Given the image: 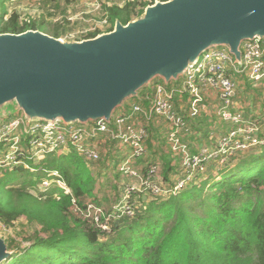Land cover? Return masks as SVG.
Returning <instances> with one entry per match:
<instances>
[{
	"label": "trees",
	"instance_id": "obj_1",
	"mask_svg": "<svg viewBox=\"0 0 264 264\" xmlns=\"http://www.w3.org/2000/svg\"><path fill=\"white\" fill-rule=\"evenodd\" d=\"M9 1L0 0V34L39 30L34 22H21L16 13L9 14L4 8ZM151 4L143 7L146 9ZM137 5L130 1L111 7L109 32L117 21L126 25L142 15L145 9L135 12ZM52 36L60 38L59 33ZM181 81L182 77L171 81L169 87ZM160 82L165 83L160 78L154 79L122 108L128 110L135 100L147 103L145 98L153 95L152 86ZM250 83L247 84L249 95L253 93L249 90ZM261 121L264 123V114ZM159 122V118H154L146 125L151 134ZM263 132L264 128L262 136ZM150 143L147 140L149 150ZM223 158V164L220 159L201 175L200 183L177 195L167 194L143 206L137 205L132 217L117 215L111 221L110 232H102L89 220L71 213L73 198L81 207H85L87 197L96 205L103 201L94 193L96 164L88 163L76 151L52 157L42 167V170L58 171L72 195L53 186L38 198L30 194V189H35L43 177L12 187L8 177L0 176V224L12 228L25 216L31 225L43 226L42 231L21 234L27 242L25 246L14 237H3L12 252L4 264H264V146L236 151ZM161 161L166 181L171 174L181 172L179 167L172 166L171 158L163 156ZM113 189L118 193L116 187Z\"/></svg>",
	"mask_w": 264,
	"mask_h": 264
},
{
	"label": "built area",
	"instance_id": "obj_2",
	"mask_svg": "<svg viewBox=\"0 0 264 264\" xmlns=\"http://www.w3.org/2000/svg\"><path fill=\"white\" fill-rule=\"evenodd\" d=\"M92 12L102 17L91 14L92 19L83 20L91 27L71 32L61 39L82 41L95 34L99 36L103 28L109 30V10L104 12L100 3H94L92 10L82 13ZM240 49L242 58L238 61L227 47H211L189 65L178 85L169 87L162 82L153 85V95L145 98L147 103L135 101L128 110L119 108L120 111L114 113L110 122L102 119L87 123H66L58 119L30 120L19 110L0 115V170H3L2 173L8 169L34 173L46 160L76 151L88 163L96 164L94 193L99 198L105 193L111 200L107 204L110 209H107L101 204L96 205L90 197L84 199L85 207L73 198L71 213L89 220L102 232H110L111 221L117 215L134 216L135 208L139 206L136 196L144 193L155 198L177 195L192 184V176L198 177L204 172L209 159L223 160L224 156L236 151L264 146V123L251 111L247 112L235 104L239 94L238 75H245L254 86L264 85V38L246 40ZM212 96L217 98L214 104H210ZM182 102L185 106H180ZM250 112L252 115H249ZM206 113H211L217 121L213 123V128L207 122L206 130H202V117ZM154 118L160 119L154 132L158 134L157 139L146 127ZM217 124L225 127V135L216 134ZM147 140L151 141L150 150L155 154V161L153 159L152 162L148 160L150 150ZM213 144L217 147L212 148ZM163 156L171 158L172 166L179 167L182 172L181 177L168 187L164 182L159 184L164 175ZM120 157L121 161L116 164V159ZM145 159L144 170L137 169L135 163ZM133 160L136 162L132 164ZM177 161L178 166L175 164ZM104 162L106 167L108 164L114 167L112 173L104 170L108 179L105 188L99 170ZM51 177L42 178L35 189L44 194L57 186L66 195H72L58 171H52ZM120 178L131 179L132 182L118 183ZM114 187L118 191L123 189L119 198ZM111 194H114L113 199ZM101 203L104 204L103 201Z\"/></svg>",
	"mask_w": 264,
	"mask_h": 264
},
{
	"label": "water",
	"instance_id": "obj_3",
	"mask_svg": "<svg viewBox=\"0 0 264 264\" xmlns=\"http://www.w3.org/2000/svg\"><path fill=\"white\" fill-rule=\"evenodd\" d=\"M264 38V0H168L113 31L67 41L38 30L0 34V115L30 120H105L156 79L183 77L211 47L241 61L246 40ZM12 252L0 237V264Z\"/></svg>",
	"mask_w": 264,
	"mask_h": 264
},
{
	"label": "rangeland",
	"instance_id": "obj_4",
	"mask_svg": "<svg viewBox=\"0 0 264 264\" xmlns=\"http://www.w3.org/2000/svg\"><path fill=\"white\" fill-rule=\"evenodd\" d=\"M97 1L98 2H96V0H69V1H67V0H10L9 2H7L5 4L4 8L7 9L9 14H15L16 13L20 17L21 22H28V23L34 22L36 24V27L39 28V30L41 32H43L49 36H52L55 33H59L60 38H64L66 35H68L71 32H77L83 28L85 29V28L91 27V26H89L88 23L83 22V20L88 21V20L92 19L93 15H91V14H96L99 18L102 17L100 14H98L96 12L95 13L92 12V13H88V14L82 13L85 11L92 10L94 3H100L102 5L103 11L105 12L106 10H109L111 7H113L115 4H119L121 6V4H123L124 2L125 3L130 2V0H125L124 2H115L116 0H97ZM158 1H162V0H135V1H131V2H137V4H138L135 12H143V10L145 9L143 7V4L146 5V3H152L151 5H153ZM111 4H113V5H111ZM138 17L139 16H137V17L135 16L134 19H136ZM99 18H97V19H99ZM105 31H107V32H105ZM103 32L108 33L109 30L107 28H103V31L101 32L100 35L104 34ZM88 38H85V39H88ZM244 76L245 75L238 76L236 78L238 79V81L242 82L244 80L243 79ZM246 81H248V80L246 79ZM248 82H247V84H248ZM250 84L251 85H250L249 90L253 92V89H256V93H258V98L260 97V99H261L260 102L263 105L264 104V85L260 84L258 86L257 85L254 86L253 83H250ZM247 95H249V94H247ZM247 95H246L247 103H249L251 96L250 95L247 96ZM135 101H132V102L130 101V102L133 103ZM182 105L185 106L184 102H182L180 104V106H182ZM6 113H12V109L10 106H6L3 108L2 115L6 114ZM249 115H252L251 112L249 113ZM204 120L209 121L208 115H205ZM214 126L215 125H213L212 128ZM222 126L223 125H219V124L216 125L215 130H216L217 135H222L226 131L225 127H222ZM202 130H206V128H202ZM154 136L156 138H158V135L156 133ZM263 136H264V132H263ZM161 146L163 147V144ZM211 146H212V148L217 147L216 144H213ZM154 155H155L154 153L149 155L148 160L150 162L153 161V159L155 157ZM121 159H122L121 157L119 159H116V164L119 163V161H121ZM219 160H220V158L219 159H216V158L209 159L208 160L209 162L205 165L206 168H205L204 172L207 169L209 170L213 166V164H215V162L219 161ZM223 160L220 161L221 164H223L225 162V161L223 162ZM135 162L136 161L133 160L132 164ZM146 164H147V159L139 160L135 163V166L139 170H144ZM175 164H177V166H178L179 161H177ZM42 167H43V164L39 165L37 168V171L34 173L27 171V170L19 171V170H10V169H8L6 171V173H2L3 170H0V176L2 178L8 177V179L12 181L11 186L17 187V186L22 185V184H27L29 180H36L38 177H40V178L51 177L53 170H51V171L42 170L43 169ZM113 168L114 167H111L109 164H108V167H106L105 162L102 163L101 166H99V170H101L100 180H104V183H103L104 188H105V185L108 184V179H106V176H105V175H107L106 171H110V173H112V172H114ZM216 168L217 167L215 166L214 170H217ZM104 170H106V171H104ZM59 175L61 176L60 173H59ZM181 175H182V172H176V174H171V176L169 177V181H166L165 176L162 175L163 181L161 179L159 184L162 185L164 182L165 186L168 187L169 185L173 184V183H171L170 179H173L175 181L177 178L181 177ZM200 176H198V177H195V175L192 176L191 179L193 181H192L191 185H193L196 182H197V184L200 183L202 178H203L202 176L201 177ZM214 176L218 177V174L216 171H214ZM51 179L55 180L53 177H51ZM117 181H118V183L123 182L124 184H129L132 182L131 179H127V178H122V179L120 178V179H117ZM30 192H31L30 194H32L33 196H36L38 198H39L40 193H41L38 189H33V190L30 189ZM122 192H123V189L122 190L120 189L118 191V193H117L118 198L122 195ZM207 192H208V190H206L204 192V194H206ZM111 196L113 199L114 194H111ZM102 198H103L104 204H102L101 202H100V204L102 206H104V208L110 209L109 205H107V204H109L111 197L108 198L106 196V194L104 193ZM153 199H155V197H153L149 193H144L140 196L135 197V200L137 201L136 203H138L140 206H143L148 201L153 200ZM142 201H144L145 203L141 204ZM35 230L42 231L43 226H41L37 223L34 225L33 224L31 225L30 223H28L27 218L25 216H23L19 220L16 221L14 227H12V228H11V226L7 227L6 225L0 224V237H2V238L5 237L6 239L9 236L14 237V238H16V240L22 241L24 244L23 246H25V245H27V242L23 240L24 237H22L21 234L27 233L28 231L32 234Z\"/></svg>",
	"mask_w": 264,
	"mask_h": 264
},
{
	"label": "crops",
	"instance_id": "obj_5",
	"mask_svg": "<svg viewBox=\"0 0 264 264\" xmlns=\"http://www.w3.org/2000/svg\"><path fill=\"white\" fill-rule=\"evenodd\" d=\"M125 0H116L115 2H124ZM125 3V2H124ZM123 3V4H124ZM121 4V6L123 5ZM110 5V4H109ZM113 5V4H111ZM119 5V4H118ZM247 81L246 79L243 80L242 82L239 81V94L236 98V107L238 108H245L247 110V112L251 111L255 117L261 119L262 118V114H264V110L262 109V104L260 102V97L256 99V95L258 96V93H256V89H253V93L250 95V102L247 103ZM217 102V98H215V96H212L210 99V104H214ZM205 115H208L209 117V121H205L204 117ZM203 123L206 128V124L207 122L210 125H213V123L215 124V122L217 121V119L211 115V113L209 114H204L203 117ZM200 122V121H199ZM203 126H201V128H204Z\"/></svg>",
	"mask_w": 264,
	"mask_h": 264
}]
</instances>
